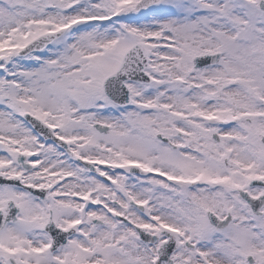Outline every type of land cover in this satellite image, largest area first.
<instances>
[{
  "label": "snow or ice",
  "instance_id": "obj_1",
  "mask_svg": "<svg viewBox=\"0 0 264 264\" xmlns=\"http://www.w3.org/2000/svg\"><path fill=\"white\" fill-rule=\"evenodd\" d=\"M0 264H264V0H0Z\"/></svg>",
  "mask_w": 264,
  "mask_h": 264
}]
</instances>
